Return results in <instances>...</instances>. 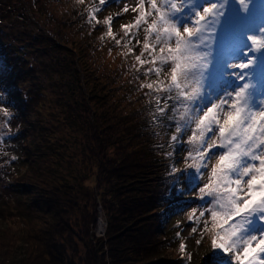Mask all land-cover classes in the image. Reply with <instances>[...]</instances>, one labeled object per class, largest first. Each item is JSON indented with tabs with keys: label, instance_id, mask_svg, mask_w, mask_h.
I'll return each instance as SVG.
<instances>
[{
	"label": "trees",
	"instance_id": "1",
	"mask_svg": "<svg viewBox=\"0 0 264 264\" xmlns=\"http://www.w3.org/2000/svg\"><path fill=\"white\" fill-rule=\"evenodd\" d=\"M110 16L99 0H0V95L23 139L11 182L0 178V264H196L171 220L188 178L175 122H156L141 86L133 20L113 19L108 36Z\"/></svg>",
	"mask_w": 264,
	"mask_h": 264
},
{
	"label": "snow or ice",
	"instance_id": "2",
	"mask_svg": "<svg viewBox=\"0 0 264 264\" xmlns=\"http://www.w3.org/2000/svg\"><path fill=\"white\" fill-rule=\"evenodd\" d=\"M99 2L103 5L105 0ZM230 2L237 0H137L131 8L137 13L135 23L124 26V32L128 36L135 29L132 38L144 32L135 60L148 65L146 77H157L141 85L155 100L156 122H175L171 141L176 145L191 133L186 143L192 145L188 159L193 163L186 164L185 172L195 170L191 187L198 190L201 201L211 198V207L200 211L199 217L193 207L189 221L210 213L211 227L205 220L204 231L211 234L214 249L229 253L236 264H264V102L254 108L250 84L234 86L232 79L244 81L248 75L244 70L257 66L256 55L249 53L264 50V37L242 31L241 9H230ZM250 2L238 0L243 12L250 11ZM123 11L127 13L129 7ZM107 35L112 36L111 28ZM3 111L7 116V109ZM170 170L180 172L174 166ZM205 174L207 182L198 186L196 181Z\"/></svg>",
	"mask_w": 264,
	"mask_h": 264
},
{
	"label": "rangeland",
	"instance_id": "3",
	"mask_svg": "<svg viewBox=\"0 0 264 264\" xmlns=\"http://www.w3.org/2000/svg\"><path fill=\"white\" fill-rule=\"evenodd\" d=\"M137 4V0H105V7L110 10L112 16V21L108 22L106 21V25L111 28L113 23H115V19L117 21H131L133 20V23H135V17L137 13H134L131 11V8ZM129 7V11L125 13L123 11L125 6ZM148 5L146 4V8ZM230 9H241L240 11V19H239V26L242 29V31L247 32L248 35H255L258 37H264V0H251L250 3H248V8L250 9L249 12L245 13L242 11L243 6L238 4V0L235 3L230 2L229 5ZM231 13L228 12L226 15H230ZM107 27V29H109ZM131 31H136L135 29H132ZM130 31V33H131ZM142 37L144 40V32L139 31L137 34V37ZM130 40V37L128 38ZM247 43L250 45L251 42L247 41ZM1 52V50H0ZM134 52V51H133ZM138 55L137 52H134L133 56L135 57ZM249 55H256L258 64L254 68L245 69L244 72L248 73L247 76H245V80L242 81L240 84L235 83V78L233 77L234 86H242L244 83L250 84V93H251V104L254 108L259 109L262 106V102H264V50H262L261 53H249ZM246 59V58H245ZM103 62V69L106 70L111 69V67L114 64V61L103 54L102 57ZM137 62V61H136ZM234 62H239L237 59ZM147 66L143 65L141 66L139 62L136 63L137 71H144ZM165 71H167V66H165ZM230 71H237L239 72L240 69H232ZM164 75V74H161ZM1 76V73H0ZM157 79L156 76H151L147 78V81L150 83L152 81H155ZM44 83L48 84L47 81ZM8 85L0 81V93L1 90L7 89ZM48 90H52V86L49 87ZM24 98H19V102L23 103ZM50 101V99H49ZM46 104L49 105V103L46 101ZM15 106L13 104H8L4 97L0 95V115L4 113L3 109H7L8 115L5 114V119L3 118V125L1 124L0 119V137H2V142L0 143V156H3V158L7 159L8 162L5 164L0 165V178L5 179L6 182H11V177H9V174L7 173V167L10 162H12V166H16L19 163V159L23 152V145L21 144L20 134H18V128L19 122H17V115L15 113ZM44 111V109H42ZM190 131L185 133L183 135V140L185 141L180 146V150L177 153L176 157V163L179 165L183 164L186 167V164L193 163L192 160L188 159V152L189 150H192V145H189L186 143L187 137L190 135ZM211 135V133L209 134ZM213 151H222V150H213ZM13 157L15 159H13ZM10 161V162H9ZM214 163V161H213ZM258 163V161H257ZM178 168V167H177ZM180 169L181 172V168ZM204 172H207L208 170H202ZM183 173V172H182ZM185 173V172H184ZM197 175L194 169H187V179H183L181 182V188L179 189V192L181 193L178 202L177 207L173 212L171 213L172 217L171 220L176 222V225L179 229L180 235L184 238V242L187 244V248L190 251V255L195 260L196 264H236V261L234 258H230L229 253H224L221 250L214 249L212 247V239L211 234L206 233L204 231V221L207 220L208 226L211 227V217L210 213L205 212V216L203 218H200L199 221L193 220L189 221L188 219V213L191 212V209L193 207L197 208L196 216L199 217L200 211L204 210L205 207H211V204L208 203V201L211 198H205L203 201L199 199V193L197 189H193L191 187L192 179ZM247 179V177L245 178ZM208 180V176L205 174L203 176L202 180L196 181V184L198 186H203V183H206ZM259 199V196L257 197ZM98 217L97 222L93 228V231L96 235L102 236L104 235L105 228H106V220L103 215V211L100 205H98ZM102 218L104 221V228L99 231L97 229L98 219ZM0 226H6L5 221L0 218ZM196 227L197 231L195 233L192 232V228ZM199 241V243H197ZM215 253V255H213ZM261 258L264 259V254H261ZM227 262V263H225Z\"/></svg>",
	"mask_w": 264,
	"mask_h": 264
},
{
	"label": "bare ground",
	"instance_id": "4",
	"mask_svg": "<svg viewBox=\"0 0 264 264\" xmlns=\"http://www.w3.org/2000/svg\"><path fill=\"white\" fill-rule=\"evenodd\" d=\"M103 228H104V221H103V219L100 217V218L98 219L97 229H98L99 231H101Z\"/></svg>",
	"mask_w": 264,
	"mask_h": 264
}]
</instances>
